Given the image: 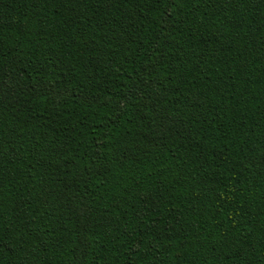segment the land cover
<instances>
[{"label":"trees","instance_id":"1","mask_svg":"<svg viewBox=\"0 0 264 264\" xmlns=\"http://www.w3.org/2000/svg\"><path fill=\"white\" fill-rule=\"evenodd\" d=\"M0 264H264V0H0Z\"/></svg>","mask_w":264,"mask_h":264},{"label":"snow or ice","instance_id":"2","mask_svg":"<svg viewBox=\"0 0 264 264\" xmlns=\"http://www.w3.org/2000/svg\"><path fill=\"white\" fill-rule=\"evenodd\" d=\"M69 2L70 3H72L73 4V6H75V3H76V0H69ZM3 39V37L2 36H0V40H2ZM0 154H2V153H0ZM262 161H264V158H262ZM2 198H0V209H2Z\"/></svg>","mask_w":264,"mask_h":264}]
</instances>
